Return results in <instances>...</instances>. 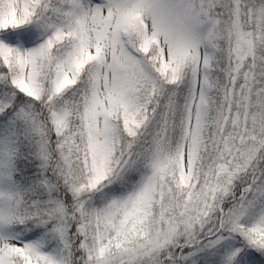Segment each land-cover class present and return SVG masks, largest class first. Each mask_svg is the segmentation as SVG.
Returning <instances> with one entry per match:
<instances>
[{"label": "snow or ice", "instance_id": "snow-or-ice-1", "mask_svg": "<svg viewBox=\"0 0 264 264\" xmlns=\"http://www.w3.org/2000/svg\"><path fill=\"white\" fill-rule=\"evenodd\" d=\"M0 264H264V0H0Z\"/></svg>", "mask_w": 264, "mask_h": 264}]
</instances>
